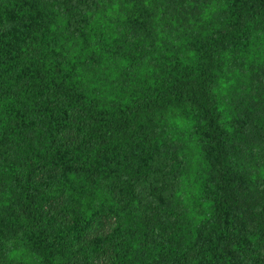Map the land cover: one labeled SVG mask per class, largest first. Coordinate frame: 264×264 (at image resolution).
<instances>
[{
  "label": "trees",
  "instance_id": "1",
  "mask_svg": "<svg viewBox=\"0 0 264 264\" xmlns=\"http://www.w3.org/2000/svg\"><path fill=\"white\" fill-rule=\"evenodd\" d=\"M0 264H264V0H0Z\"/></svg>",
  "mask_w": 264,
  "mask_h": 264
},
{
  "label": "rangeland",
  "instance_id": "2",
  "mask_svg": "<svg viewBox=\"0 0 264 264\" xmlns=\"http://www.w3.org/2000/svg\"><path fill=\"white\" fill-rule=\"evenodd\" d=\"M114 223L113 218L107 216H101L97 219V221L91 226L90 234L93 235L97 231L107 232L110 230Z\"/></svg>",
  "mask_w": 264,
  "mask_h": 264
}]
</instances>
